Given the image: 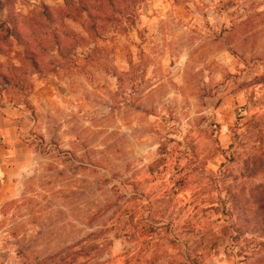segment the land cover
<instances>
[{"label":"rangeland","instance_id":"rangeland-1","mask_svg":"<svg viewBox=\"0 0 264 264\" xmlns=\"http://www.w3.org/2000/svg\"><path fill=\"white\" fill-rule=\"evenodd\" d=\"M78 2L0 0L2 74L44 7L107 32L28 77L33 111L0 86V264H264L235 205L264 197V0H146L117 29Z\"/></svg>","mask_w":264,"mask_h":264},{"label":"trees","instance_id":"trees-1","mask_svg":"<svg viewBox=\"0 0 264 264\" xmlns=\"http://www.w3.org/2000/svg\"><path fill=\"white\" fill-rule=\"evenodd\" d=\"M78 5L84 6L85 9L90 3L98 2L104 9L103 19L100 18L96 21H101L105 25H111L113 29H117L121 23L122 18L133 17L136 9L144 3L146 0H78ZM84 16L88 20L94 19L91 16ZM82 17V16H81ZM80 16H73L66 10H56L51 12L48 7H44L40 12L39 19L42 23H34L35 21L26 18H22L20 25L28 30L31 38L24 36L23 32L13 31L9 36V39H13L18 47L23 48V52L19 54L18 60L20 66L14 68V73L2 74L0 73V86L3 88L13 87L20 90L24 97L22 105L27 107L30 111L32 107L28 102V98L32 92L33 86L28 82V77L36 76L38 78H45L50 73H55L61 68V62L70 59L76 50L80 47L86 46L88 40L101 39L106 36L105 29L95 30V39L92 38V32L85 24H82L83 33H61L58 34L59 26L64 27L68 21H78L82 19ZM97 23V22H95ZM44 27L52 29V40L50 42L38 40L37 29H44ZM57 29V30H56ZM88 39V40H87ZM33 43L36 48H33ZM56 55L55 58H50V55ZM0 55L6 57L7 53L0 45ZM45 58L47 64L44 66L42 60ZM28 71V72H27ZM21 73V76L17 74ZM24 72V73H23ZM29 73V74H28ZM238 209L242 211L246 218L261 217L264 221V197L259 198L254 202H242L235 204ZM121 223V222H120ZM69 258L68 264H94L96 259H90L88 257L82 258L77 254L72 255ZM81 260V261H80ZM127 264H131L128 262Z\"/></svg>","mask_w":264,"mask_h":264},{"label":"clouds","instance_id":"clouds-1","mask_svg":"<svg viewBox=\"0 0 264 264\" xmlns=\"http://www.w3.org/2000/svg\"><path fill=\"white\" fill-rule=\"evenodd\" d=\"M154 147H159V145H155Z\"/></svg>","mask_w":264,"mask_h":264}]
</instances>
